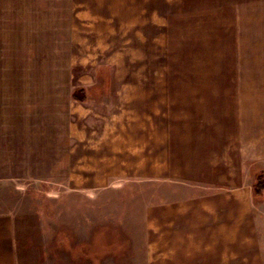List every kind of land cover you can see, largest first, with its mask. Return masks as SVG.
<instances>
[{
	"label": "rangeland",
	"instance_id": "obj_1",
	"mask_svg": "<svg viewBox=\"0 0 264 264\" xmlns=\"http://www.w3.org/2000/svg\"><path fill=\"white\" fill-rule=\"evenodd\" d=\"M252 95L264 0H0V212L17 264H149L142 211L161 189L136 178V135L191 131L231 175Z\"/></svg>",
	"mask_w": 264,
	"mask_h": 264
},
{
	"label": "crops",
	"instance_id": "obj_2",
	"mask_svg": "<svg viewBox=\"0 0 264 264\" xmlns=\"http://www.w3.org/2000/svg\"><path fill=\"white\" fill-rule=\"evenodd\" d=\"M252 97L239 107L249 121L228 176L214 168L219 160H209L208 143L191 131L154 132L149 141L136 135L138 150L129 156L137 161L136 178L161 189L142 211L149 264H264V195L253 192L257 169L251 165L264 169V96ZM236 135L242 138L241 130ZM110 155L114 167H123L122 157ZM14 237L12 215L0 212V264L18 263Z\"/></svg>",
	"mask_w": 264,
	"mask_h": 264
},
{
	"label": "trees",
	"instance_id": "obj_3",
	"mask_svg": "<svg viewBox=\"0 0 264 264\" xmlns=\"http://www.w3.org/2000/svg\"><path fill=\"white\" fill-rule=\"evenodd\" d=\"M253 192L254 194H257V195L264 193V173L263 172H257L255 174Z\"/></svg>",
	"mask_w": 264,
	"mask_h": 264
}]
</instances>
